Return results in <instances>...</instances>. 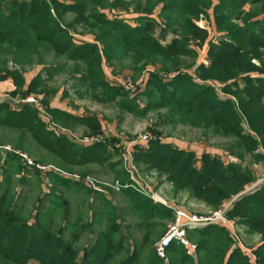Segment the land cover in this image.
<instances>
[{
    "label": "trees",
    "instance_id": "trees-1",
    "mask_svg": "<svg viewBox=\"0 0 264 264\" xmlns=\"http://www.w3.org/2000/svg\"><path fill=\"white\" fill-rule=\"evenodd\" d=\"M119 10L138 16L131 18L132 23L120 17L123 12L112 16ZM69 13L75 18L66 23ZM201 17L212 25L211 36L195 24ZM78 26L89 30L92 41L78 40ZM206 43L209 63L196 66ZM49 55L65 57L77 66L82 61L88 69L79 82L93 80L95 88L109 86L103 82L104 65L111 67L128 58L134 77H146L137 96L121 103L124 110L146 115L165 109L162 123L189 125L232 138L228 151L239 163L212 152L198 156L195 151L160 140L136 147L134 161L142 169L164 175L175 193L187 192L212 211L231 204L226 215L237 226L247 228L249 234L260 237V245L249 249L264 264V181L233 202L257 183L259 174L252 165H264V0H0V82L14 81L12 99L44 91L42 73L51 77L53 71L62 68L44 66ZM36 62L44 68L28 83L23 70ZM115 92L126 95L111 87L107 95L113 93L115 99ZM138 96L146 98L147 105L141 106ZM44 104L51 120L66 128L83 127L86 134L93 135L103 133L98 117L72 114L52 107L47 100ZM0 125L16 129L25 138L30 134L43 148L71 165L105 163L113 157L108 152L110 142L80 148L50 131L38 110L28 105L15 110L10 103L1 102ZM1 148L0 155L24 161L19 153L27 150L21 144L12 150ZM247 157L250 164L244 166ZM37 165L33 166L41 174ZM23 169L20 166L19 171ZM119 174L121 184L131 182L124 168ZM48 175L54 187L86 188L51 172ZM10 187L8 181L0 192V264H111L121 254L126 257L118 264H255L240 246H235L236 240L227 228L218 225L188 230L189 241L197 243L195 257L178 242L170 245L165 258L159 257L154 244L162 236L153 238V229L161 220H173L174 213L132 187L121 192L140 211L137 228H143L144 235L139 245H130L122 231L117 206L101 193L91 192L102 201V218L108 219V226L93 244L79 250L74 245L78 235L66 238L65 228L54 232L41 212H36L33 222L25 219ZM55 198L65 204L61 196ZM57 201L53 204L58 211L62 208ZM69 210L66 207L65 218ZM97 222L94 213L88 228Z\"/></svg>",
    "mask_w": 264,
    "mask_h": 264
},
{
    "label": "rangeland",
    "instance_id": "rangeland-1",
    "mask_svg": "<svg viewBox=\"0 0 264 264\" xmlns=\"http://www.w3.org/2000/svg\"><path fill=\"white\" fill-rule=\"evenodd\" d=\"M145 2L143 1L144 4ZM120 12H123L120 17L127 19L131 23L133 22L131 18L138 16L137 14H128V12L122 10L113 12L112 14L114 15L112 16ZM74 18L73 13L65 15L66 23L73 21ZM202 18L204 21L199 19V22H195V24L203 30H206L211 36L212 25L204 17ZM77 33L78 40L92 41L88 29L78 26ZM170 40L171 37L166 39L165 43L170 42ZM203 48L205 49L201 51V55L206 52L208 53V44L206 43ZM199 62L200 58L198 57L196 66L200 65ZM11 64L10 67H13ZM36 64L27 66L23 70L24 75L29 79L28 82L37 76L44 66H58L57 68H62L59 72L55 73L53 71L51 77L45 72L42 73L41 76L45 85L44 91L40 94H33L26 97L17 95L12 99L11 94L16 91L14 81L8 79L7 81L0 82V101L10 103L15 110H20L25 105L37 109L39 116L50 131H54L59 136H65L80 148H87L96 143L108 141L111 144L108 152L112 153L113 157L105 163H91L82 166L71 165L62 157L56 156L48 149L43 148L38 142L32 139L30 134H27L25 138L16 129L0 125V147H4L6 150H12L16 145L21 144L27 150L26 152L19 153L21 156L24 155V161L22 162L16 159L6 158L4 153L0 155V192L6 188L8 181H10L11 195L14 197L17 209L21 211L23 217L33 222L36 219V212H41L45 216V223L54 232H59L65 228L67 230L65 233L66 238L73 239V233L78 235V237H75L76 241L74 245L79 250H83V248L93 244L98 234L108 226V219L102 218L104 210L102 201L94 193L91 194V192L96 191L91 189L92 187L87 186L88 183H85V180L88 178L98 188H103L105 190L101 193L103 197L112 201L119 209L122 231L128 236L130 245H139L143 238L144 229L137 228V225L141 222L140 211L134 208L130 198H126L125 194L121 192L122 189L119 191L112 188V185L116 184V182L121 184V179L117 176L120 175V169L124 168V160L122 159V154L119 152L120 149L116 145L123 137L128 142H131L149 135L153 138V141L160 140L161 142L176 143L187 151L194 150L198 156H201L205 152H212L226 160L240 162L236 157L230 155L228 151V148L234 142L232 138H225L212 131L194 128L189 125L162 123L164 120L163 115L166 112L165 109L154 110L146 115H136L135 113L124 110L121 107V103L129 99H134L142 88L141 85H137L139 75L134 77L135 74L131 70V61L128 58L114 62L111 67L104 65L106 78L103 79V82L109 86H99L96 88L92 84L93 80H89L85 84L79 82V77L85 75L88 69L82 61L77 66L73 61H68L65 57L55 59L54 55H49L45 58L44 66ZM101 80L100 85H102ZM126 80L127 82L125 84L128 82L136 84V89H126L123 84ZM197 82H200V80H197ZM107 87L121 89L126 95H118L119 92H115L117 96L115 99H112L111 96L113 93H110L111 95L108 96ZM218 94L222 95L219 91ZM28 99H31V101H28ZM44 100L49 101L52 107L69 110L72 114H80L82 117H98L104 125L105 133L97 135L86 134L87 130L85 131L83 127L69 129L52 121L50 115L44 114L47 112ZM137 102L141 106H145L148 103L147 99L142 96H138ZM56 128H61L63 131H57L55 130ZM82 140L94 141L85 143ZM136 147L141 148V143L140 145H136ZM34 163L38 164L37 167L41 170V174L33 166ZM135 164L140 171L139 178L148 186L149 191L155 192L160 196L161 202L158 203L167 206L173 211L174 219L175 212L178 209H184L186 212L199 217H211L215 212L219 211H212L203 202L190 197L187 192L175 193L171 184L166 182L164 175H159L155 170L149 171L142 169V167L137 165L136 161ZM249 164L250 158L247 157L244 166ZM20 166H22V169L24 167L21 172L19 171ZM252 168L257 170L259 174V179L256 184L263 183L264 165L254 164ZM48 172L53 173L55 176L63 177V179L66 178L69 182L84 185L87 189L80 186L78 187L80 189L75 190L63 185L54 187V183L48 175ZM53 194L58 197L61 196L65 204L63 205L60 199H56ZM53 201H57V205L62 209L55 210ZM66 207L70 208L68 218H65ZM94 213L98 217V222L89 229L88 225L92 222ZM225 218L230 221L227 215H225ZM174 219L158 222L159 225H156L153 229V238L158 239L163 236ZM153 222L157 221L154 220ZM128 225L131 226L129 229L126 228ZM81 228H84V230H81ZM234 230L238 239L235 246L243 245L245 247L248 246L247 248L254 249L255 247H251L249 242L253 240L255 244L261 241L259 236L249 234L245 227L239 226V228L237 227ZM191 243L197 244L195 240L191 241ZM82 254L83 251L80 252V255ZM125 257V254H121L114 258L111 264H118Z\"/></svg>",
    "mask_w": 264,
    "mask_h": 264
},
{
    "label": "built area",
    "instance_id": "built-area-1",
    "mask_svg": "<svg viewBox=\"0 0 264 264\" xmlns=\"http://www.w3.org/2000/svg\"><path fill=\"white\" fill-rule=\"evenodd\" d=\"M201 20L204 21L202 17H201ZM198 22L199 21H196V23ZM199 58H200L199 64L209 63L207 52L204 53L203 55L200 54ZM145 77H146V74L143 78L139 79V82L137 85H142V83H144L143 80ZM126 82L127 80L124 81L123 83L126 89H130V88L136 89V86H137L136 84L132 82H128L127 84H125ZM28 101H31V99H28ZM44 114H46V112ZM55 130L63 131V129L61 128H56ZM93 141L94 140H85V141L82 140V142H85V143H91ZM151 141H153V138L149 135L143 136L136 141L128 142L127 139H125L124 137L119 141V143L116 146L118 149H120L119 152L120 154H122V159L124 160V169L128 173L131 182L127 185H123V184H120L119 182H116V184L112 185V188L120 191L122 188L132 187L136 189L137 191H139L140 193L150 196L156 203H158V202H161L160 196L155 192L149 191L147 188L148 186L144 184L143 181L139 178L140 171L134 161V151H135L136 145H140L141 143V147H142L143 145H146ZM22 157H24V155ZM85 183L86 184L88 183L87 186L92 187L91 189H93L94 191L103 193L104 189L101 188L102 189L101 190L100 188H98L94 184V182L90 180L89 178L85 180ZM227 207L219 210L218 212H215L214 215L211 217H199L192 213H188V212L178 209L175 212V219L173 223L168 226L166 233L154 244V248H155L157 255L161 258H165L166 250L170 247V245L174 242H178L187 248L188 255L195 256L197 246L195 244H192L189 241L188 236H187L188 230L195 229V228H202L208 225H219V224L229 226V227L233 226V224L235 223L228 221L225 218ZM234 235H235V230H234ZM235 239L237 243L238 239L236 235H235ZM238 246H240L244 250V252L252 258L255 264H261L257 261V258L254 256V254L249 248L243 245H238Z\"/></svg>",
    "mask_w": 264,
    "mask_h": 264
},
{
    "label": "crops",
    "instance_id": "crops-1",
    "mask_svg": "<svg viewBox=\"0 0 264 264\" xmlns=\"http://www.w3.org/2000/svg\"><path fill=\"white\" fill-rule=\"evenodd\" d=\"M217 3V2H216ZM246 9L248 10L249 9V6H247L246 7ZM212 19V18H211ZM25 78H26V80H27V82L29 81V79H27V76L25 75ZM29 83V82H28ZM61 109V108H60ZM64 110V109H63ZM65 111H69V110H65ZM70 112V111H69ZM77 115H80V114H77ZM81 116V115H80ZM103 127H104V125H103ZM103 133H105V129L103 128ZM192 151H194V150H192ZM63 178V177H62ZM66 179V178H65ZM179 210H182V209H179ZM183 211H185L184 209H183ZM186 212V211H185ZM218 226H221V227H224V228H227V230L231 233V235L234 237V239H235V235H234V229H236L237 227L239 228V226H237L236 224H233V226H225V225H222V224H219ZM203 228V227H202ZM202 228H195V229H202ZM190 230H193V229H190ZM255 238H257V237H255ZM248 239V238H247ZM236 240V239H235ZM251 243H253V240H251L250 242H249V245L251 246V247H256V246H259L260 245V243H261V241L259 242V243H253V244H251ZM249 246V247H250ZM248 247V246H247Z\"/></svg>",
    "mask_w": 264,
    "mask_h": 264
},
{
    "label": "water",
    "instance_id": "water-1",
    "mask_svg": "<svg viewBox=\"0 0 264 264\" xmlns=\"http://www.w3.org/2000/svg\"><path fill=\"white\" fill-rule=\"evenodd\" d=\"M1 102H3V101H0V103H1ZM1 150H3V149L0 147V151H1ZM260 184H261V183L256 184L255 186H253V187L249 188L248 190H246L245 192L241 193L240 195H238V196L233 200V202L236 201V200H238V199H240V198H242V197H244L245 195H248L249 193L255 191V189H256ZM230 205H231V204H230ZM230 205L227 207V210H226V211L229 210Z\"/></svg>",
    "mask_w": 264,
    "mask_h": 264
}]
</instances>
